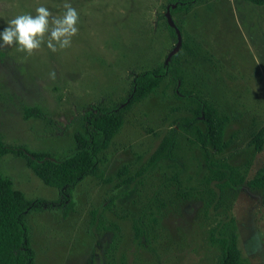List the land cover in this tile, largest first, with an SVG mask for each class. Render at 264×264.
I'll return each instance as SVG.
<instances>
[{"label":"rangeland","instance_id":"1","mask_svg":"<svg viewBox=\"0 0 264 264\" xmlns=\"http://www.w3.org/2000/svg\"><path fill=\"white\" fill-rule=\"evenodd\" d=\"M65 2L0 0V27L18 14L35 15L40 5L49 9L51 22L63 14ZM68 2L79 14L68 47L52 51L42 42L30 54L15 44L0 48V134L7 144L67 154L85 108L121 106L133 75L164 64L176 43L164 16L170 0ZM171 16L186 45L176 53L187 88L200 89L230 116L224 133L228 145L214 156L241 166L251 178L264 169V144L259 151L249 144L253 133L264 130V4L197 0ZM173 90L165 77L156 94L125 111L121 129L103 152L101 177L81 179L72 190L71 207L63 203L26 213L33 264H214L219 249L209 241L210 229L228 218L234 220L245 264H264V191L245 183L226 187L205 208L193 189L200 187L206 166L183 137L176 156L149 164L163 138L178 128L176 120L189 113ZM24 104L36 106L42 116L23 118ZM172 164L180 168L178 181L169 179ZM122 166L125 174L117 177ZM0 172L28 199L58 198V190L21 157L0 156ZM127 175L131 181L119 185ZM184 190L190 193L181 194ZM150 212L156 222L136 239L133 217L147 219Z\"/></svg>","mask_w":264,"mask_h":264},{"label":"trees","instance_id":"2","mask_svg":"<svg viewBox=\"0 0 264 264\" xmlns=\"http://www.w3.org/2000/svg\"><path fill=\"white\" fill-rule=\"evenodd\" d=\"M170 1L176 3L175 7L170 8V14H173L189 9L197 0ZM247 1L257 5L264 4V0ZM175 24L180 29V25L176 22ZM167 27L170 34L175 36L174 29L168 24ZM185 47V43H182L181 50ZM185 75L178 60V53H174L167 63L133 75L129 95L121 106L89 104L81 114L82 128L73 133L74 146L63 156H56L49 151L31 150L21 144H7L2 141L0 134V156L9 153L23 158L26 166L43 183L58 190V198L53 202L28 199L20 189L14 187L9 176L0 172V264L34 263L35 252L29 241L26 213L30 210L52 209L63 203L67 208L71 207L74 186L86 176L101 177L100 166L105 161L103 152L121 129L125 111L149 95L156 94L165 77H168L174 85L173 96L185 102L189 113L176 120L178 128L170 130L163 138L152 153L149 164L163 156H176L178 138L183 137L192 147L199 150L206 166V172L199 180L200 187L193 189L202 198L205 208L214 205L216 192H222L226 187L245 183L251 189L264 191L263 168H259L251 178L246 179L240 169L241 166L231 165L214 156V153L222 152L228 145L224 140V133L230 116L221 113L213 102L204 98L200 89L187 88L186 83L189 82ZM22 116L23 118L41 117L42 114L36 106L24 104ZM249 144L255 150L262 149L264 144L262 128L252 134ZM172 165L175 169L169 179L178 181L180 168ZM125 171L126 166H122L116 176L121 177ZM131 179L132 177L127 175L121 178L119 185L126 184ZM188 193L190 192L184 190L181 194L188 195ZM144 217V215L133 217L136 239L149 232L151 223L156 222L157 219L151 212L147 219ZM209 241L219 249L214 264H245L237 244L233 218L223 220L212 227Z\"/></svg>","mask_w":264,"mask_h":264},{"label":"clouds","instance_id":"3","mask_svg":"<svg viewBox=\"0 0 264 264\" xmlns=\"http://www.w3.org/2000/svg\"><path fill=\"white\" fill-rule=\"evenodd\" d=\"M64 12L59 17H52L44 5L35 9V15L22 13L14 16L7 25L0 27V48L16 45L18 51L31 53L41 47L42 42L52 50L63 49L70 45L71 37L77 31L79 14L66 0ZM47 34V38H45Z\"/></svg>","mask_w":264,"mask_h":264},{"label":"water","instance_id":"4","mask_svg":"<svg viewBox=\"0 0 264 264\" xmlns=\"http://www.w3.org/2000/svg\"><path fill=\"white\" fill-rule=\"evenodd\" d=\"M175 6H176V3H172L171 5H166L165 13H164L167 24L174 29L175 36H176V43H175L174 47L167 53L166 58L164 60V63H167V61L170 59V57L174 53L177 52V50L179 49V47L182 43V37H181L180 29L177 27V25L175 24L171 14H170V8H173Z\"/></svg>","mask_w":264,"mask_h":264}]
</instances>
